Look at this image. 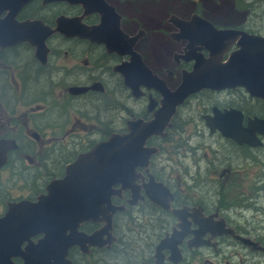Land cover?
<instances>
[{"label":"flooded vegetation","instance_id":"flooded-vegetation-1","mask_svg":"<svg viewBox=\"0 0 264 264\" xmlns=\"http://www.w3.org/2000/svg\"><path fill=\"white\" fill-rule=\"evenodd\" d=\"M257 37L264 0H0V220L97 144L155 121L162 135L144 148L157 152L131 170V188L125 178L112 187L110 230L100 217L73 230L69 221L83 218L76 199L70 216L57 215V256L61 236L75 232L65 264H264L236 239L264 247L237 209L244 196L264 214V137L250 148L210 130L225 112H239L243 127L264 120L262 97L222 84L264 78L236 57L242 45L253 53ZM206 137L226 144L206 148Z\"/></svg>","mask_w":264,"mask_h":264},{"label":"water","instance_id":"water-1","mask_svg":"<svg viewBox=\"0 0 264 264\" xmlns=\"http://www.w3.org/2000/svg\"><path fill=\"white\" fill-rule=\"evenodd\" d=\"M59 32L66 34L63 29ZM254 41L253 53L248 50L249 45H242V50L236 57L237 60L250 57L246 62L251 64L249 68L262 73L264 39L257 37ZM258 78L261 77L228 78L223 79L222 84L225 85L224 87L242 86L251 95L253 90L255 96L262 97L264 100V82L260 85L256 84L259 89L255 86L250 87L251 81ZM260 81H264V78ZM183 91L181 90L180 94ZM163 129L164 126H157L155 121L148 124L140 122L129 124V134L113 135L107 142L97 144L91 152L80 156L67 168L62 180H55L46 186L45 194L38 197L35 203L23 202L11 206L0 220V264H12L11 258L20 259L22 264L67 263L66 250L75 243L73 241L75 232L70 234L68 239L61 236L64 244L59 248L61 252L57 256V215L64 211L70 216L76 199L83 203L76 205L83 210V218L69 221L73 230L77 223L95 221L99 217V221H106V227L110 230L112 215L118 210L110 204L111 196L118 193L112 187L125 178L126 188H131L128 181L133 176L131 170L146 166L150 156L157 152L154 149L144 148L146 139L153 135H162ZM210 130H217L223 138L231 140L237 146L255 148L261 146L257 135L264 137V120L253 119L248 121L246 127H243L239 112H225L218 114L217 122ZM161 187L162 185L153 183L152 190H160ZM151 199L155 204H161L158 198ZM62 223L65 224L66 221L62 220ZM227 234L233 233L227 230ZM39 235L42 238L33 244L31 238ZM91 238L94 239V236ZM236 239L253 250L264 253V247L258 243L240 237ZM23 244L26 247L24 251H21L20 247Z\"/></svg>","mask_w":264,"mask_h":264},{"label":"rangeland","instance_id":"rangeland-1","mask_svg":"<svg viewBox=\"0 0 264 264\" xmlns=\"http://www.w3.org/2000/svg\"><path fill=\"white\" fill-rule=\"evenodd\" d=\"M204 143H205L206 148L208 146L212 145V149H218L219 146L225 145L226 141H224V140H222L220 138L211 140L208 137H206ZM194 145H196V144L191 143L190 147H192ZM207 151H209V150H207ZM245 153H246V151L237 150L236 157L238 159L239 158H244L245 157ZM259 154H260L259 161H261L264 164V148H262L259 151ZM187 155H189V154L187 153ZM261 155H262V157H261ZM237 166L238 167H245L247 165H242L241 162H237ZM241 203L242 202H240V204ZM237 209L240 211V214L243 217H245L249 222L253 223V227L256 226L259 229V233L264 234V214L263 213H257L256 214V213L252 212L249 207H244V206L240 207V208L238 207ZM253 216L256 217V218L254 219Z\"/></svg>","mask_w":264,"mask_h":264},{"label":"trees","instance_id":"trees-1","mask_svg":"<svg viewBox=\"0 0 264 264\" xmlns=\"http://www.w3.org/2000/svg\"><path fill=\"white\" fill-rule=\"evenodd\" d=\"M238 199H239V198H236V200H238ZM245 201H246V200H245V197L243 196V197L241 198V202H242V203L240 204L241 207H243V206L246 207V206H245Z\"/></svg>","mask_w":264,"mask_h":264}]
</instances>
